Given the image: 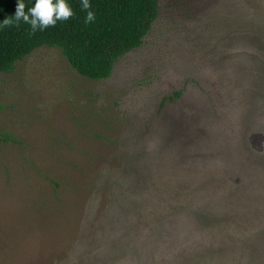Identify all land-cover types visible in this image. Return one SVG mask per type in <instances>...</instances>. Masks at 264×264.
Wrapping results in <instances>:
<instances>
[{"label":"rangeland","instance_id":"obj_1","mask_svg":"<svg viewBox=\"0 0 264 264\" xmlns=\"http://www.w3.org/2000/svg\"><path fill=\"white\" fill-rule=\"evenodd\" d=\"M160 10L106 79L0 73V264H264V0Z\"/></svg>","mask_w":264,"mask_h":264},{"label":"trees","instance_id":"obj_2","mask_svg":"<svg viewBox=\"0 0 264 264\" xmlns=\"http://www.w3.org/2000/svg\"><path fill=\"white\" fill-rule=\"evenodd\" d=\"M23 2L27 11L34 0ZM17 3L0 0V24L13 21L0 28V73L11 72L35 48L48 46L60 49L70 66L91 80L108 78L120 57L139 48L161 11V0H90L95 20L85 23L80 0H68L72 17L30 35L29 25L14 21Z\"/></svg>","mask_w":264,"mask_h":264},{"label":"clouds","instance_id":"obj_3","mask_svg":"<svg viewBox=\"0 0 264 264\" xmlns=\"http://www.w3.org/2000/svg\"><path fill=\"white\" fill-rule=\"evenodd\" d=\"M81 10L86 12L85 23L95 20V13L91 11L90 0H80ZM23 0H18L14 21L17 25L23 22L30 26L31 34L43 31L49 26H55L58 21L68 20L73 15L68 0H34L31 7L27 8ZM13 21L5 20L0 24V28L12 24Z\"/></svg>","mask_w":264,"mask_h":264}]
</instances>
